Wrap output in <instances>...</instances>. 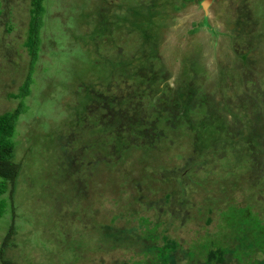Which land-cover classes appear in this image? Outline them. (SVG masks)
I'll return each instance as SVG.
<instances>
[{"label": "rangeland", "instance_id": "rangeland-1", "mask_svg": "<svg viewBox=\"0 0 264 264\" xmlns=\"http://www.w3.org/2000/svg\"><path fill=\"white\" fill-rule=\"evenodd\" d=\"M201 1L45 0L31 67L30 0H2L0 113L18 106L30 67L34 78L0 217V244L16 226L20 264L135 262L154 239L126 216L159 222L180 243L175 264H210L208 239L231 247L223 264H262L231 202L264 217V0ZM230 34L240 74L227 67Z\"/></svg>", "mask_w": 264, "mask_h": 264}, {"label": "trees", "instance_id": "trees-1", "mask_svg": "<svg viewBox=\"0 0 264 264\" xmlns=\"http://www.w3.org/2000/svg\"><path fill=\"white\" fill-rule=\"evenodd\" d=\"M191 1V0H187ZM8 5V2H6ZM200 5L204 8V10L208 11L207 8H205L203 5V0L199 2ZM245 5V2H243ZM31 10H30V20H29V29H28V35L26 36V40L23 42L24 45H27L30 53L32 55L31 60V67L32 64L35 62L37 56H38V50L40 47V37H41V27L43 26V19H44V13L46 12V4L45 0H30ZM4 4H2V0H0V14L5 12ZM207 6V3H206ZM204 11V12H206ZM245 11V10H244ZM6 11V14H9L10 12ZM240 13V12H239ZM208 18V17H207ZM248 20L246 19V16L240 13L238 15V19L235 21L236 28L238 31H240L241 36L243 37V31L241 28L237 27V25L241 24L240 27H246ZM7 29L11 28L10 24H6ZM237 37L235 34H230L229 39L230 43H226L225 45V55L228 57V52H236L239 54L241 58H245V54H241L239 51L241 49L236 48V44L233 43V39ZM239 37V36H238ZM242 37L240 39H242ZM62 42V41H61ZM249 42H246V44ZM60 44V43H59ZM240 44V43H239ZM241 45V44H240ZM3 45L0 46V49ZM210 53V49L207 52ZM210 56V55H209ZM212 57V56H210ZM228 63L227 67L230 66L231 70H229L230 73H233L234 71L239 73L244 72V69H241L240 66L237 64L236 66L233 64L234 60L230 57H228ZM233 60V62H232ZM206 62V61H205ZM217 64V63H216ZM188 66H191L190 60H188ZM245 67H247V64H244ZM31 67L30 72L26 76L25 81L20 85L19 91L16 93H12V97L20 98V102L18 106L10 111H5L0 113V217L5 212V205L7 201L5 200V197L2 195L9 190V197L13 200V195L15 191L16 186V180L19 175V172L22 167V161H18L15 158L14 151L16 147V125L18 121V116L23 113L24 110H26L27 106L24 104V99L26 96L29 95L31 92V82L34 81V78L32 77L31 73ZM193 68V66H191ZM226 67V68H227ZM218 68H221L222 71H225V67L219 66ZM228 72V73H229ZM227 81V80H226ZM246 81V80H245ZM26 93V94H24ZM227 105V104H224ZM229 113V111H228ZM223 117H226L224 113H222ZM77 147L79 143L77 142ZM80 146V145H79ZM72 148L71 146H68ZM74 147V146H73ZM136 147V146H135ZM65 148V146L63 147ZM196 161V160H195ZM132 175V173L130 174ZM125 183V182H124ZM126 186L128 189H130V192H124L126 195L130 194L132 191L135 190L134 186ZM122 193V197H126V195ZM170 193L165 192V197L169 199ZM113 196V195H112ZM115 198L106 200L109 204L108 210H110L111 205L115 206L113 203L118 202L120 197L114 196ZM234 201V200H232ZM112 203V204H111ZM234 205H237L235 208H238V211L235 212L237 215V222L234 226H238L241 223H246L251 228L248 229V227L240 226L242 232H244L247 235L248 244L250 247L254 248L255 250H261L264 251V245L261 247L254 244L255 236L263 237L264 239V217L258 216L259 214H256L255 210L253 209V204L247 205H241L240 203L231 202ZM230 203V204H231ZM251 204V203H249ZM118 203L116 204L117 208ZM239 215V217H238ZM125 219H121L125 223H130V221L134 224L135 227H140L141 231L144 235L148 237H152L154 239V243L151 246H148L144 248L142 251L137 252L138 256L134 257L135 254H132L130 257H134V259H138L135 262H130L128 264H148V261L150 263L152 262L155 264V261L157 260L156 264H175V258L177 257V249L180 248V243L171 237H169L168 234L164 231L159 232L160 223L156 222V224L153 223V225L146 224V221L150 222L149 217H137L134 218L133 216H126ZM135 220V221H134ZM210 221V219H209ZM127 225V224H126ZM242 225V224H241ZM233 228V227H232ZM259 229V231L254 236L253 229ZM15 230L16 226L14 223H12L9 226L8 231L5 233L3 240L0 244V264H20L18 262V258L15 256V253L12 252V250H9L12 246V243L15 237ZM253 233V234H252ZM163 242V243H162ZM264 242V240H263ZM207 247V257L206 260L210 264H223L225 261V258L228 254V251H230L231 247L227 248L218 242L215 243L214 239H208L206 242ZM157 250L158 255L157 258L152 259L150 256L151 253L149 251L151 250ZM11 251L13 253V257H7V252ZM189 255L194 254V252H190V250L187 251ZM237 252V250H235ZM9 253V252H8ZM152 259V260H151ZM127 263V262H126ZM26 264V263H25ZM262 264H264V259L262 261Z\"/></svg>", "mask_w": 264, "mask_h": 264}, {"label": "clouds", "instance_id": "clouds-1", "mask_svg": "<svg viewBox=\"0 0 264 264\" xmlns=\"http://www.w3.org/2000/svg\"><path fill=\"white\" fill-rule=\"evenodd\" d=\"M203 2H205V4L207 3H209L210 2V0H203ZM201 7H202V5H201ZM203 8V7H202ZM207 8V7H206ZM208 10V9H207Z\"/></svg>", "mask_w": 264, "mask_h": 264}, {"label": "water", "instance_id": "water-1", "mask_svg": "<svg viewBox=\"0 0 264 264\" xmlns=\"http://www.w3.org/2000/svg\"><path fill=\"white\" fill-rule=\"evenodd\" d=\"M203 4H204V7L206 8L207 6H206L205 2H203Z\"/></svg>", "mask_w": 264, "mask_h": 264}]
</instances>
